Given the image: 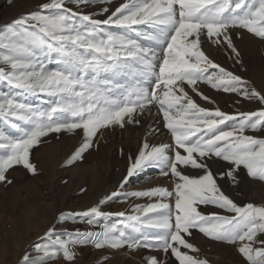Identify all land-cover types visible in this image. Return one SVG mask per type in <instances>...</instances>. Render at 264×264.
<instances>
[{"label":"snow or ice","instance_id":"obj_1","mask_svg":"<svg viewBox=\"0 0 264 264\" xmlns=\"http://www.w3.org/2000/svg\"><path fill=\"white\" fill-rule=\"evenodd\" d=\"M97 3L106 18L80 10ZM112 6L113 0H44L40 11L22 14L0 29V82L25 95L48 97L49 105L36 108L0 90V117L26 124L17 125L18 137L0 131V183H12L7 173L16 166L36 175L31 151L50 133L82 130L83 143L68 160L71 165L83 159L102 129L139 123L137 113L157 106L173 143L150 147L145 142L120 189L129 177L150 167L170 174L174 189L118 190L83 213H61L59 223L80 216L91 225L105 215L101 206L121 195L159 198L136 205L135 214L119 213L120 223L99 233L61 234L49 228L48 243L36 245L42 255L33 264L61 258L74 264L73 249L89 244L163 253V259L148 257L147 264H208L193 242V230L234 246L243 264H264V205L234 202L208 164L213 157L227 162L229 169L220 175L234 184L241 167L247 176L264 182V138L247 134L264 131V88L228 71L203 50L206 43L223 47L239 63L232 34L246 30L264 40V0H123L114 10ZM113 26L135 36L108 30ZM52 53L55 67H49ZM120 75L131 76V82L118 83ZM201 83L260 107L232 115L201 107L186 90L214 103L200 91ZM182 166L202 174H185ZM201 206L220 211L205 212Z\"/></svg>","mask_w":264,"mask_h":264},{"label":"rangeland","instance_id":"obj_2","mask_svg":"<svg viewBox=\"0 0 264 264\" xmlns=\"http://www.w3.org/2000/svg\"><path fill=\"white\" fill-rule=\"evenodd\" d=\"M42 2L44 0H0V29L11 24L22 14L40 11ZM121 2L123 0H113V10ZM67 7L76 10L75 4H68ZM101 7L102 5L97 3L82 7L80 10L93 14L94 18L103 19L106 16L99 14ZM138 27L145 32L151 31L145 26ZM108 30L135 36V33L123 28L113 26ZM239 31L241 35H237L236 31L232 34L233 43L240 53L239 63L230 50L223 47L206 43L203 50L214 62L250 82L257 89H262L264 88V40L247 33L246 30ZM140 39L147 43L143 41V37ZM50 57L53 62L49 64V67H55V54H50ZM131 80V76L116 77V81L121 84L129 83ZM145 86L148 85L145 84ZM199 87L200 91L210 97L214 103L194 95L190 89L186 90L193 95L198 105L206 109L219 108L232 115L258 110L260 107L257 103L246 101L234 93L218 91L202 83ZM0 90L19 96L36 108L45 109L49 106L46 103L48 97L25 95L18 89L10 88L4 82H0ZM136 119L139 123H126L123 128L112 126L102 129L94 138L93 146L84 153L83 159L71 165H67L68 160L83 143L82 130L74 133H50L42 138V142L31 151L32 157L34 151L35 153L40 151L39 159H34L38 161L36 167L39 171L36 175L28 173L29 179L25 181L28 183L23 190L12 195L16 186L11 185L13 183H0V264H33L39 260L42 253L37 251L36 245L48 243L45 234L49 228L54 227L55 231L61 234L65 231L73 234L77 231L99 233L105 226L119 224L122 219L119 213L135 214L133 209L136 205L155 203L159 198H135L121 195L102 205L101 211L105 215L95 218L96 223L91 225L86 222L87 217L80 216L75 221L59 223L58 217L61 213H83L96 206L105 196L118 190L124 193L145 191L154 187H165L170 191L174 189L175 179L170 174L162 175L160 169L156 167L147 168L129 177L124 188L120 189L132 159L138 155L145 142L150 147L173 143L170 133L164 127L163 115L158 111L157 106H150V109H146L143 114L137 113ZM17 125L21 128L26 127L24 122H13L0 117V131L6 135L18 137L20 132ZM247 134L264 138V131H250ZM171 154L170 152L169 155ZM208 164L221 190L234 202L241 206L247 203L264 205V182L247 176L246 170L241 167L237 175L239 182L234 184L230 178H221L220 175L229 169L230 165L227 162L213 157ZM18 167L22 166H16L10 170L17 173ZM181 170L191 176L202 174L200 170H193L190 167L182 166ZM11 175L8 176L9 179L12 178ZM144 180L149 182L153 180L154 183L144 187H129V183L136 185ZM201 210L220 211L204 206H201ZM144 231L147 233L151 230L144 229ZM193 235L195 237L193 242L201 249V258L206 259L208 264H243L234 246L214 242L195 230ZM73 250L76 252L74 264H147V258L151 256L163 259L162 252L146 248L97 249L89 244L83 247L78 246ZM47 264H68V262L61 258L49 260Z\"/></svg>","mask_w":264,"mask_h":264},{"label":"bare ground","instance_id":"obj_3","mask_svg":"<svg viewBox=\"0 0 264 264\" xmlns=\"http://www.w3.org/2000/svg\"><path fill=\"white\" fill-rule=\"evenodd\" d=\"M34 155H33V157H32V155L30 156V159H31V162L32 163H34L35 165H37L38 164V161H34V159L35 158H37V159H39V155H40V151H38V152H36L35 153V151H34V153H33ZM49 164V163H48ZM16 169H18V171H17V173L15 172H12V170H10L8 173H7V176H10L12 173V175H11V180H12V183L13 184H11V185H15L16 186V189H13V191H12V195H16V193H18V192H21L22 190H23V188L25 187V185L28 183H26L25 181H26V179H29L28 177H29V175H28V171L26 170V169H24L23 167H18V168H16ZM39 171V169L37 168V172ZM137 177V176H136ZM10 178V177H9ZM154 180V179H153ZM146 181V180H144V181H141L139 184H136V185H131V183H129L130 184V188H136V187H144V186H146V185H149V184H152L153 185V183H154V181ZM128 181V180H127ZM136 181H137V183H138V180L136 179ZM31 184V183H30ZM161 185V184H160ZM29 203V202H28ZM32 221L34 220L33 218L31 219Z\"/></svg>","mask_w":264,"mask_h":264}]
</instances>
